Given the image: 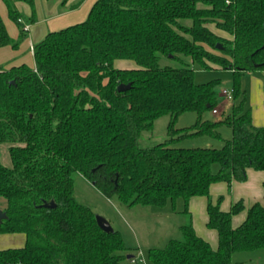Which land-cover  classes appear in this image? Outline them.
<instances>
[{
  "label": "trees",
  "instance_id": "obj_1",
  "mask_svg": "<svg viewBox=\"0 0 264 264\" xmlns=\"http://www.w3.org/2000/svg\"><path fill=\"white\" fill-rule=\"evenodd\" d=\"M16 1L34 13V0H4L20 36L13 40L0 16V47L15 48L25 37ZM33 57L34 67H0V143L8 144L11 161L0 163V234L25 235L23 246L0 249V264H130L135 256L120 232L103 231L76 200L74 173L129 207L207 197L206 225L216 230L217 247L185 224L183 239L147 250L151 264H242L232 261L236 253L264 249L261 203L232 227L243 202L224 211L222 197L209 196L213 183L244 182L249 168L264 171V126L253 123L241 90L245 72L264 71V0H96L84 21L35 43ZM116 60L136 66L117 68ZM195 65L232 72L224 117L203 119L217 108L220 81L195 83ZM119 84L130 87L119 92ZM189 111L194 124L176 128ZM163 115L167 138L140 146ZM222 125L231 137H221ZM203 135L221 139V147H173Z\"/></svg>",
  "mask_w": 264,
  "mask_h": 264
},
{
  "label": "rangeland",
  "instance_id": "obj_2",
  "mask_svg": "<svg viewBox=\"0 0 264 264\" xmlns=\"http://www.w3.org/2000/svg\"><path fill=\"white\" fill-rule=\"evenodd\" d=\"M215 32L220 34L219 30L214 29ZM221 34H224L221 32ZM125 62V63H123ZM121 64H125V67H135L136 64L133 60H116L114 66L121 68ZM162 64L176 65L174 62L165 60ZM194 82L205 83L212 80H219L220 83L216 89L219 92V103L217 105L218 113L213 114L208 111L203 114V119L217 120L220 117H224L229 112V107L232 104V100L225 98L220 94L222 88L230 89L233 79V74L230 70L212 67L210 69H201L198 65H195ZM254 78H260L262 80V91L264 92V76L260 71L250 72L243 74L241 77V90L244 91L245 107H252L251 102L255 97V91L252 85ZM196 113L189 111L179 116L175 125L176 128L188 127L194 124L196 120ZM168 123V115L159 117L151 131L144 132L139 139V144L142 147L151 146L159 143L167 138L166 126ZM220 134L223 138L231 137V129L228 126L220 128ZM205 141H210L211 147L220 148L222 145L221 139L212 138L210 136H197L181 139L173 147L177 148H194V147H208ZM8 144L0 143V163L3 166H11V161L8 155ZM217 165L213 166V171L217 170ZM74 184V196L78 202L88 206L96 215L105 218L114 230L120 232L123 241L128 251L135 257H143L144 263L137 264H151L147 257V243L152 239L154 247L162 248L168 241V239H183V234L178 225H180L181 217L172 213L173 207L171 202H168L165 206L160 207V211L157 214L150 213L149 207H142V205H134L132 210L123 205L116 196L112 198H106L94 185L84 178L80 173L73 174ZM180 200V199H178ZM6 204L4 199H1V207ZM178 205V202H177ZM174 212V211H173ZM160 214V215H159ZM20 244H1L0 248L16 247ZM22 245V244H21ZM138 245L140 248H136ZM242 264H263L264 263V249H259L250 252H239L232 257L233 262L241 261Z\"/></svg>",
  "mask_w": 264,
  "mask_h": 264
},
{
  "label": "crops",
  "instance_id": "obj_3",
  "mask_svg": "<svg viewBox=\"0 0 264 264\" xmlns=\"http://www.w3.org/2000/svg\"><path fill=\"white\" fill-rule=\"evenodd\" d=\"M95 1L96 0H68L67 3L62 6L61 0H34L33 14L31 7L27 3L16 1L15 6L21 13L24 25H27V30H25V37H23L15 48L9 45L0 47V67H10L23 63L30 67H34L33 45L42 40L49 31L59 30L66 26L84 21ZM75 4L78 5L72 8L71 6ZM0 16L6 26L9 36L13 40H17L20 36V30L9 18L4 0H0ZM31 17L33 21H28ZM121 68L133 67H125V64H121ZM248 73L250 72H245L244 74ZM260 73L264 76V71H260ZM252 83H254L252 86L255 91V97L250 103L252 107H249L251 109L252 121L257 126H264V92L262 91L263 86H261L262 80L260 78H254ZM223 126L224 125L220 126L218 130L220 131V128ZM205 144L212 146L210 141H205ZM263 181L264 171H256L249 168L247 169V179L244 182L233 180L229 185L226 182L211 184L209 196L213 202H215L218 197H222L220 208L224 211H228L232 204L237 201L243 202L244 209L233 215L231 219L232 227H237L244 221L247 209L251 204L259 202L264 207ZM206 204L207 197L205 196H194L188 200L187 204H185L183 199H177L172 206V213L185 217L183 219L181 218L180 222L182 223L178 225V229H180L182 225L191 224L199 237L207 241L212 248H216L218 244V235L216 230L206 225L208 219ZM127 207L130 211L135 206ZM142 207H149L150 210L148 211L152 214H157L159 213L158 211H160V207L157 206ZM152 241L153 240L150 239L147 243H144L148 249L157 248L154 247L155 245H153ZM167 241H169V239ZM24 242L25 235L22 233L0 234V245L20 244L16 247H21L24 245ZM16 247H5V249ZM136 248L140 247L136 245ZM241 261L244 262V260Z\"/></svg>",
  "mask_w": 264,
  "mask_h": 264
},
{
  "label": "water",
  "instance_id": "obj_4",
  "mask_svg": "<svg viewBox=\"0 0 264 264\" xmlns=\"http://www.w3.org/2000/svg\"><path fill=\"white\" fill-rule=\"evenodd\" d=\"M218 48H220V45H217ZM130 87V84H119L117 86V90L119 92H123L125 90H127ZM44 206H49V207H54V203L51 202L49 205H44ZM6 218V214L0 209V221ZM96 220H97V224L98 226L105 232H111L113 230V228L111 227L110 223L103 217L96 215ZM131 256L128 255L127 259H130Z\"/></svg>",
  "mask_w": 264,
  "mask_h": 264
},
{
  "label": "built area",
  "instance_id": "obj_5",
  "mask_svg": "<svg viewBox=\"0 0 264 264\" xmlns=\"http://www.w3.org/2000/svg\"><path fill=\"white\" fill-rule=\"evenodd\" d=\"M24 30H27V25H24ZM220 94L222 96H224L225 98L229 99L230 101L232 100V91H231V89L222 88L220 90ZM211 112L213 114H217L218 113V108L212 109ZM138 262L139 263H144V259H143V257H141V255H140V257L131 258L130 261H129L130 264H137Z\"/></svg>",
  "mask_w": 264,
  "mask_h": 264
}]
</instances>
